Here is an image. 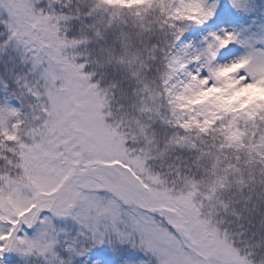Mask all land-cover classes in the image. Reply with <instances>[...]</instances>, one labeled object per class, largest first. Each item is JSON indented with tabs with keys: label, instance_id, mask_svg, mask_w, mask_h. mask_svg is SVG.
Segmentation results:
<instances>
[{
	"label": "snow or ice",
	"instance_id": "obj_1",
	"mask_svg": "<svg viewBox=\"0 0 264 264\" xmlns=\"http://www.w3.org/2000/svg\"><path fill=\"white\" fill-rule=\"evenodd\" d=\"M0 264H264V0H0Z\"/></svg>",
	"mask_w": 264,
	"mask_h": 264
}]
</instances>
